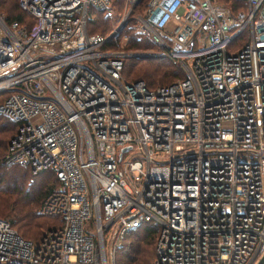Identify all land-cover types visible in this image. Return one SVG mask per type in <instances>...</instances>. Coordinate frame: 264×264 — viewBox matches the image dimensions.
<instances>
[{
    "label": "built area",
    "instance_id": "2783aa9c",
    "mask_svg": "<svg viewBox=\"0 0 264 264\" xmlns=\"http://www.w3.org/2000/svg\"><path fill=\"white\" fill-rule=\"evenodd\" d=\"M140 1L119 23L183 73L152 88L87 31L113 0H18L30 25L0 16V114L15 125L2 160L52 175L38 212L58 219L32 240L0 218V264H112L144 223L152 264H264V0H144L130 15Z\"/></svg>",
    "mask_w": 264,
    "mask_h": 264
},
{
    "label": "trees",
    "instance_id": "16d2710c",
    "mask_svg": "<svg viewBox=\"0 0 264 264\" xmlns=\"http://www.w3.org/2000/svg\"><path fill=\"white\" fill-rule=\"evenodd\" d=\"M221 1L232 9L243 7V3L237 2L236 0ZM17 3L18 0H0V16L5 23L16 21L18 23L25 22L27 25H30L31 18L19 9ZM120 3L121 0H118L117 4L120 5ZM106 18L103 17L102 21L103 19L106 20ZM91 21L92 19L89 20L88 24ZM87 31L105 35L101 31L90 30L89 27ZM103 47L114 48L112 42L107 40L104 42ZM152 47H155L154 43L143 38L139 39L134 34L129 35L125 43V48H127L125 50L148 49ZM166 58L174 61L171 57L167 56ZM137 59L139 58L125 57L123 59L120 71L121 77L125 81L141 79L149 88L157 86L151 84L154 81V75L159 74V70L156 67L146 68L145 65L142 69L132 70V67H135L133 64H136ZM126 60L130 65L125 72ZM181 70V67L177 63L176 68L171 69V79L166 83H160L158 85L167 84L176 78L182 77L183 73ZM166 72L167 69H161L160 74L164 75ZM126 73H129V76H126ZM143 74L147 75L148 78L144 79L142 77ZM3 94L0 93V100ZM14 131L15 125L0 114V167H2L0 169V218L8 219L22 237L37 240L45 229L58 225L56 216L44 215L38 212L40 201L53 184L54 179L49 172L44 171L33 175V177H38L37 181L26 184V173L30 176L26 168L18 165H4L2 155L7 141ZM45 183L46 186L42 190V185ZM41 192L44 193L42 197L40 195ZM39 197H41L40 200ZM153 236V228L147 223L127 230L122 238V244L115 249L116 252L114 251L113 264H152L154 258Z\"/></svg>",
    "mask_w": 264,
    "mask_h": 264
},
{
    "label": "rangeland",
    "instance_id": "374dc122",
    "mask_svg": "<svg viewBox=\"0 0 264 264\" xmlns=\"http://www.w3.org/2000/svg\"><path fill=\"white\" fill-rule=\"evenodd\" d=\"M117 1L118 0H113V4H112L113 7L111 8V11L109 13H105L102 11H96V12L92 11L89 15V18L87 19V28L89 27L90 30L101 31L105 35H108V38L106 40L111 41L112 46H114V48H121V49L124 48L123 50L128 52V55L125 56L126 58L133 57V56H131V53L150 54L147 57L137 59L136 64H133V65H135V67H132L133 65L131 66L132 70L142 69V67L144 65L146 66V68L156 67L159 70L158 71L159 74L154 75V78H153L154 81L152 82L151 85H158L160 83L168 82L171 79V75H170L171 69L176 68V64H177L176 58L174 59L171 57L172 59H174V61H173L171 59L166 58L168 55L159 54L160 53L159 51H162V50L155 43H154L155 47L148 48V49H136V50L128 49V50H125V49H127V48H125L126 39L129 35L134 34V35H136L137 38L142 39V37H140L135 31L134 20L132 17L128 16L126 18V20L124 21L123 26L119 30H117L116 34L110 35V31L117 26V24L121 20V17L124 14V12L128 6L127 0H121L120 5L117 4ZM142 1L144 2V0H141L140 3L138 4V6H136V8L130 13V15L131 14L135 15L136 13L141 12ZM0 15H1V13H0ZM103 17H107L106 20L103 19V21H102ZM90 19H92V21L88 24ZM92 25H93V27H92ZM143 39H145V38H143ZM146 40H148V39H146ZM148 41H150V40H148ZM236 41L238 43L240 41V39L237 38ZM157 52H159V53H157ZM168 57H170V56H168ZM133 58H136V57H133ZM129 65H130L129 62L126 60L125 61V68H124L125 72H126L127 68L129 67ZM161 69L162 70L167 69V72L164 75H162V74H160ZM126 74H127L126 76H129V73H126ZM142 77L144 79L148 78L147 75H144V74L142 75ZM0 169H2V167H0ZM26 176H27L26 184L33 183V182L37 181V179H38L37 176H35V177L29 176V175H27V173H26ZM45 186H46V183L42 185V190L45 188ZM43 194L44 193L41 192V194H40L41 197ZM41 197H39V200ZM122 242H123V239L119 242V245L122 244ZM115 252H116V250H115ZM114 256H115V254H114ZM114 256H113V260H114ZM112 264H113V261H112Z\"/></svg>",
    "mask_w": 264,
    "mask_h": 264
},
{
    "label": "water",
    "instance_id": "95a60500",
    "mask_svg": "<svg viewBox=\"0 0 264 264\" xmlns=\"http://www.w3.org/2000/svg\"><path fill=\"white\" fill-rule=\"evenodd\" d=\"M124 24V21L120 22L114 29V31L110 34V35H113V34H116L117 30H119ZM150 54H139V53H131V56L133 57H136V58H143V57H147L149 56ZM125 149V148H123ZM122 149V150H123ZM262 258H260L256 264H259L261 262Z\"/></svg>",
    "mask_w": 264,
    "mask_h": 264
}]
</instances>
